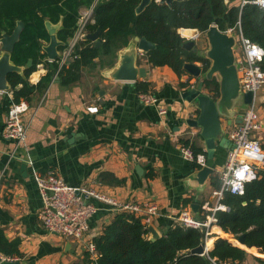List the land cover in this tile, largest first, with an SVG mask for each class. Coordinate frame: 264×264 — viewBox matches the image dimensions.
I'll use <instances>...</instances> for the list:
<instances>
[{"label": "crops", "instance_id": "crops-1", "mask_svg": "<svg viewBox=\"0 0 264 264\" xmlns=\"http://www.w3.org/2000/svg\"><path fill=\"white\" fill-rule=\"evenodd\" d=\"M228 1L241 3V0H225ZM177 32L185 40L196 37V46L207 48V40L197 28L180 27ZM124 47L120 50H126ZM128 49L135 50L136 66L146 71L137 81L149 83L150 91L166 107L165 114H159L156 106L139 100L135 81L111 76L112 66L86 67L76 82L64 86L54 75L43 91L30 96L23 115L28 124L26 138L22 145L15 147L14 141L1 134L6 111L0 94V228L8 239L19 240L21 252L18 258L0 260V264H7V261L72 264L83 256L86 244L102 232L116 213L103 202L95 201L98 209L80 241L48 232L38 218L42 202L31 166L27 164L28 156L36 170L43 173L54 169L71 186L88 184L119 202H155L158 214L151 218L147 227L159 236L177 224V217L184 208L190 209L191 215L199 220L214 213L218 188L212 180H219L228 147L217 146L213 175L201 188L185 179L192 171L191 165L179 151L183 140L204 150L200 128L186 122L196 117L198 111L181 97L184 89L197 85L199 79L186 71L178 76L168 65H150L145 52L136 45ZM58 51L60 55L63 52ZM44 59L50 61L46 54ZM70 60V57L66 59L65 65ZM117 63L116 57L114 67ZM46 72L47 66L39 63L28 81L36 84ZM203 90L213 96L212 91ZM7 94L11 96V91ZM256 104V112L263 122L262 129L256 133L264 139V85L257 93ZM90 106L97 107L96 111H88ZM239 112L231 125L220 118L225 131L241 122L238 118L242 117V111ZM205 201H209L207 208L203 207ZM193 203L199 205L195 211L191 207ZM215 222L216 219L211 222L212 226H217ZM213 234L209 250L220 236L216 232ZM244 248L246 256L232 264H264L257 260L264 256Z\"/></svg>", "mask_w": 264, "mask_h": 264}, {"label": "trees", "instance_id": "trees-1", "mask_svg": "<svg viewBox=\"0 0 264 264\" xmlns=\"http://www.w3.org/2000/svg\"><path fill=\"white\" fill-rule=\"evenodd\" d=\"M139 1L0 0V37L2 30L11 33L17 20L24 24L11 52V60L17 65H25L29 58L32 59L31 65L22 74L16 71L8 74L11 96L7 93L1 95L4 110L7 111L11 103L29 101L34 92L45 89L54 75H57L61 85L68 86L80 78L86 67L112 66L117 51L134 36H143L155 44L145 53L150 65H168L178 76L185 72L184 62H201L204 69L209 65L206 58L182 47L185 39L177 32L180 27L197 28L203 32L212 24L221 31L237 29L239 25L243 36L264 50V9L256 4H230V1L225 0H174L169 5L152 0L136 12ZM91 6V21L86 23L85 29L93 32L99 27L100 44L96 45L85 38L80 40L67 65L59 66L60 57L45 60L42 41L47 42L49 39L45 20L52 23L61 21L56 34L63 42L58 49L63 51L77 27L81 10ZM188 31H184V34ZM42 62L47 66L46 74L36 84L30 83V73ZM261 67L264 70V56ZM204 84L213 92V97L218 95L216 78L207 79ZM135 85L138 91L150 90L148 82L135 81ZM183 143L189 144L194 153L205 152L188 140H183ZM190 165L191 170L198 167L192 162ZM258 173V178L245 183L243 194L225 192L220 199L227 209H217L213 213L217 226L211 224V230L221 236L215 238L213 247L208 251L209 256L219 260L241 261L247 254L243 246L252 253L264 256L255 249L264 253V167ZM212 184L219 188L220 180L213 179ZM205 219L204 216L202 220ZM148 232L140 216L129 211H118L102 232L92 239L96 256L92 257L84 250L83 256L72 264H209L207 257L187 252L203 242L205 227L174 224L154 240L148 237ZM240 234H244L243 244L236 241ZM208 239L210 242L213 240L212 237ZM0 254L6 257L21 256L19 240L8 239L2 228ZM257 260L264 263L260 257Z\"/></svg>", "mask_w": 264, "mask_h": 264}, {"label": "built area", "instance_id": "built-area-1", "mask_svg": "<svg viewBox=\"0 0 264 264\" xmlns=\"http://www.w3.org/2000/svg\"><path fill=\"white\" fill-rule=\"evenodd\" d=\"M240 2L241 5L252 3L264 9V0H241ZM92 11L93 7L91 6L81 12L77 27L60 56L59 66L65 64L66 59H69V57L70 59L73 58L72 53L75 45L85 38L87 33L85 26L88 21H91ZM224 32H234L236 34L237 48L235 49V55L240 89L242 92H252V102L242 111L241 122L226 129L230 146L227 149L226 158L219 173L220 186L215 193L216 204L213 207V211L227 209L225 205L220 203V199H222L225 192L243 194L244 185L249 180L240 181L243 185L242 193L239 189L234 190L233 185L227 183L228 179L240 180L238 177H233L234 169L247 165L255 174L253 179H256L259 176V170L264 167V139L256 133L262 129L263 122L255 108L257 93L264 85V70L261 67L264 50L259 44L243 36L239 25L237 29L229 28ZM252 45H255L256 49L260 51L259 57L253 54ZM3 93L7 92L0 91V94ZM138 98L144 104L156 106L159 114L166 113V107L161 104L152 91H138ZM27 109V101L20 100L19 102L11 103L6 111L1 134L4 138L14 141L15 147L22 145L26 138L28 124L24 122L23 115ZM87 109L93 112L96 111L97 107L90 106ZM250 146L258 149L255 157L241 160L242 156L247 157L249 155ZM179 151L185 160L195 163L198 167L206 164V153H194L189 144L180 143ZM27 164L31 166L32 176L41 196L42 204L38 211V218L43 227L50 233H56L72 240L80 241L83 239L89 230L90 220L98 209L94 203L95 201L103 202L114 212H132L140 216L145 226L148 225L153 216L158 214V206L155 202H119L88 184L79 186L67 184L54 169H49L43 173L39 172L32 167V160L29 156L27 157ZM208 205L209 201H205L203 207L207 208ZM213 220H215L213 213L211 216H207L205 220H199L191 215L190 209L184 208L177 217V224L193 228L205 227L203 242L207 246L206 239ZM84 250L88 251L92 257L96 256L92 240L86 244ZM206 257L209 260V264H232L229 259L219 260L209 256L208 253ZM16 258L0 254V260Z\"/></svg>", "mask_w": 264, "mask_h": 264}, {"label": "water", "instance_id": "water-1", "mask_svg": "<svg viewBox=\"0 0 264 264\" xmlns=\"http://www.w3.org/2000/svg\"><path fill=\"white\" fill-rule=\"evenodd\" d=\"M152 0H140L136 6V12L141 11ZM161 3L171 4L174 0H158ZM181 1V0H178ZM21 20L16 21V25L11 33L1 31L0 37V91L7 92L10 89L7 76L10 72L16 71L23 73V70L30 66L32 59L29 58L25 65H17L11 60V52L15 43L19 40L20 32L23 28ZM45 27L49 35L46 44H42V49L50 60L60 57L58 46L63 42L57 38V30L61 27V21L52 23L45 20ZM98 27L93 32H87L85 39L100 44ZM204 39L207 40V48L200 49L196 46L195 38L185 40L182 47L187 50H192L198 56L204 57L209 61V65L204 69L203 64L194 62H184L183 69L191 76L197 77L198 83L195 86L184 89L181 93L183 100H186L194 105L198 111L197 116L188 118L187 124L193 127L200 128V135L204 140V151L206 153V164L192 170L185 179L196 188H201L214 172V154L217 146L227 148L230 146L228 134L223 127L221 117L225 119L226 125H231L235 116L239 111L252 102V92H242L240 89L237 62L235 49L237 41L234 33H226L221 31L215 24L209 26L205 31L200 32ZM197 36V35H196ZM200 36V34H199ZM133 41V42H132ZM130 45H136L137 49L142 52H147L155 47V44L145 37L134 36L130 40L125 49L117 51L118 63L111 71V76L116 79L129 81H137L138 77L145 76V69L136 66V52L129 50ZM216 78L218 81L219 93L217 97H213L209 93L204 92V81L207 79ZM24 169L25 167L22 166ZM137 169V168H136ZM198 204H192L191 207L195 211ZM151 240L159 237L158 233L148 227ZM244 234H240L236 241L243 244ZM245 247V246H244ZM209 248L201 242L197 247L187 250L188 253H198L204 257L208 253ZM7 264H16L13 261H7Z\"/></svg>", "mask_w": 264, "mask_h": 264}, {"label": "clouds", "instance_id": "clouds-1", "mask_svg": "<svg viewBox=\"0 0 264 264\" xmlns=\"http://www.w3.org/2000/svg\"><path fill=\"white\" fill-rule=\"evenodd\" d=\"M252 48H253V54L256 55L257 57H259L260 51L256 49L255 45H252ZM257 151H258V149L250 146L249 155L247 157L242 156L241 160L251 159V158L255 157ZM245 173H247V175H245ZM232 175H233V177L240 178V180L228 179L227 183H229L230 185H233L234 190L239 189L242 193L243 192V185L240 181L245 180V179L250 181L251 179L254 178L255 174L247 165H243L240 168L234 169Z\"/></svg>", "mask_w": 264, "mask_h": 264}, {"label": "rangeland", "instance_id": "rangeland-1", "mask_svg": "<svg viewBox=\"0 0 264 264\" xmlns=\"http://www.w3.org/2000/svg\"><path fill=\"white\" fill-rule=\"evenodd\" d=\"M256 105H257V104H256ZM238 119L241 120L242 117H241V118H238ZM213 233L215 234V232H212L211 228H209V234L207 235V236H208L207 238H209L210 236H212ZM214 234H213V235H214ZM220 236H221V235H220ZM222 237H223V236H222Z\"/></svg>", "mask_w": 264, "mask_h": 264}, {"label": "bare ground", "instance_id": "bare-ground-1", "mask_svg": "<svg viewBox=\"0 0 264 264\" xmlns=\"http://www.w3.org/2000/svg\"><path fill=\"white\" fill-rule=\"evenodd\" d=\"M206 245H207V247H209V245H210V241L208 238L206 239Z\"/></svg>", "mask_w": 264, "mask_h": 264}]
</instances>
